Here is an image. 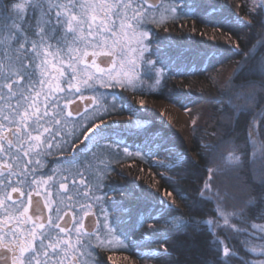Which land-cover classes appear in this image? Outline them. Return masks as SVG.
I'll return each instance as SVG.
<instances>
[{"label": "snow or ice", "instance_id": "obj_1", "mask_svg": "<svg viewBox=\"0 0 264 264\" xmlns=\"http://www.w3.org/2000/svg\"><path fill=\"white\" fill-rule=\"evenodd\" d=\"M239 7L248 38L233 42L241 59L211 139L190 158L166 136L147 138L136 155L172 174L156 173L169 190L118 198L109 192L122 125L107 117L132 110L124 93L173 71L149 58V26L178 18L179 6L0 0V264H101L114 246L151 264H264V0ZM192 169L196 182L177 190L174 178Z\"/></svg>", "mask_w": 264, "mask_h": 264}, {"label": "trees", "instance_id": "obj_2", "mask_svg": "<svg viewBox=\"0 0 264 264\" xmlns=\"http://www.w3.org/2000/svg\"><path fill=\"white\" fill-rule=\"evenodd\" d=\"M180 3L184 0H179ZM205 1V2H203ZM6 2V0H5ZM206 6V3H208ZM244 4V0H197V4H192L191 1L180 4V15L178 18L167 21L165 24H161L159 27L156 25H150L151 36L150 50L148 56L150 59L158 62V67L169 68L173 67V71L170 72L165 79H162L161 84L158 87H154L151 90L145 89L144 93H124V102L130 107L140 110L138 101L142 98L149 99H166L173 98L175 96L187 95V90L191 93H200L205 100L209 101L208 110L209 113L203 117L198 126L195 127L192 138H190L189 148L184 145L182 140L176 136L170 138L175 142L177 146H182L184 149H188L197 158L196 154L201 150V146L208 142L211 137L206 134L211 133L213 124L215 122L216 108L219 106L218 98L224 91L225 86L219 90H207L202 83H208L209 74L216 66L228 61L231 56L240 60L241 57L234 55L229 50L230 44L238 42L244 47V40L248 38L249 29L242 23L236 21V16H247L246 10H243L239 5ZM209 5V6H208ZM166 35L171 36L173 41L175 40H188L187 46L183 44L168 45L164 40ZM229 42H227V41ZM193 43H191V42ZM255 43V39L252 41ZM188 43L190 45H188ZM193 45L196 48H193ZM189 46V47H188ZM205 46V47H204ZM250 47V45H248ZM207 49H220V53L215 58L209 59L212 66L203 65L201 70L197 68L200 66L201 58L194 59V54L199 48ZM178 49V50H177ZM200 50V49H199ZM174 51V52H173ZM210 52V51H209ZM193 57L189 56V54ZM199 53V52H198ZM236 66V62L234 61ZM234 66V68H235ZM213 67V68H212ZM179 68L181 74H177L175 69ZM211 68V70H210ZM188 84V87L186 86ZM201 85V87L198 86ZM115 91H119L118 89ZM183 95V96H184ZM132 109V108H131ZM133 109L131 111L125 110L119 114L113 116H128L136 115L137 111ZM141 111V110H140ZM140 115V114H139ZM163 136L164 133H162ZM147 138H152L148 136ZM158 139V137H157ZM146 139L133 140L127 144V146L134 152L140 151L141 144L145 143ZM165 155L161 153L157 156H152L151 161L163 160ZM112 167L115 171L111 174V191L109 195H117L120 192H127L131 190L139 191L140 188H146L147 190H154L163 193L169 190V182L161 179L156 173H162L165 176L172 175L168 171L162 168H156L150 160L145 157L141 159L139 156L133 158L114 161ZM197 180V172L195 169L190 170L187 173V179L179 180L174 178V186L177 190L187 189L190 184H194ZM119 198V196H118ZM127 204L128 201H125ZM146 203L138 205L134 210H143L146 207ZM157 245H152L156 247ZM131 256L135 257L139 264H151L148 261H141L139 257L134 254V251H129ZM101 264H111L106 253L103 251L100 253Z\"/></svg>", "mask_w": 264, "mask_h": 264}, {"label": "rangeland", "instance_id": "obj_3", "mask_svg": "<svg viewBox=\"0 0 264 264\" xmlns=\"http://www.w3.org/2000/svg\"><path fill=\"white\" fill-rule=\"evenodd\" d=\"M191 1L192 4H197V0H189ZM200 1V0H199ZM175 2L178 3V0H175ZM186 2L184 0L182 3ZM202 2V0H201ZM205 2V1H203ZM245 3V0H244ZM208 3H206L207 6ZM209 6V5H208ZM179 17V16H178ZM174 18L168 17L167 21L173 20ZM176 19V18H175ZM243 20L247 19V16L242 17ZM166 21V22H167ZM165 24V23H163ZM187 40H175L173 41V38L171 36L166 35V38L164 40L165 44L168 45H181L183 44L184 46H187ZM227 41V40H226ZM191 42V41H189ZM229 42V41H227ZM193 43V42H191ZM230 43V42H229ZM188 45H190L188 43ZM229 50L234 52L233 45L230 44L228 45ZM189 47V46H188ZM205 47V46H204ZM199 48L198 51L194 54V59L201 58L204 59V61H201L200 66L197 68L198 70H201L203 65H209L212 66L209 62V58L206 56L207 52H212L214 53V57L217 56L220 53V49H207V48ZM193 48L195 49L196 46L193 45ZM178 50V49H177ZM174 52V51H173ZM199 52V53H198ZM189 56L193 57L192 55L189 54ZM233 56L230 57V59L226 62H224L221 65H218L213 69L209 74V78L207 79L208 83H202V86H204L207 90H219L223 86H225V83L228 79V77L231 75L233 69H234V61L235 60ZM212 60V58H211ZM203 64V65H202ZM213 68V67H212ZM211 70V68H210ZM188 87V84H186ZM198 86V85H197ZM198 87H201L198 86ZM187 95H182V96H175L173 98H166V99H149V98H142L140 100L144 101V107L141 108L140 110H136L135 108L131 107L134 111H137L136 115H126V116H111L107 117V119H117L120 117L125 118V122L132 121V126L127 128L126 132H122V139L123 143L120 145V152L119 155L114 157V161H120V160H126L133 158L136 156L137 152L132 151L127 144L130 143L133 140H140L142 138L147 139L148 136L159 138L164 135L170 140L172 136H176L182 140L184 145H187L189 148V140L192 138L194 132L196 131L195 128H193V121L196 122V126H198L199 121L205 116L208 115L209 110H208V100H205L203 95L200 93H191L190 91H186ZM159 102V105L157 108H153L151 105L154 104L155 102ZM176 101H180V103L183 105L182 107L179 106ZM185 109H188L186 111ZM194 111V115L188 119L187 117L183 116L184 114L182 113H189ZM140 114V115H139ZM139 125V126H137ZM195 126V127H196ZM135 130V132H131V130ZM128 134L130 135L129 137ZM127 147L129 150L130 154H126L123 152V149ZM187 153L191 157H195V155L192 154V152L188 149H186ZM166 155V153H163ZM165 157V156H164ZM163 157V159H164ZM105 162H107L106 157H102ZM55 166V165H54ZM106 253V256L111 259H109V262L111 264H139L138 260L131 256L129 254V251L113 247L112 251H104Z\"/></svg>", "mask_w": 264, "mask_h": 264}, {"label": "bare ground", "instance_id": "obj_4", "mask_svg": "<svg viewBox=\"0 0 264 264\" xmlns=\"http://www.w3.org/2000/svg\"><path fill=\"white\" fill-rule=\"evenodd\" d=\"M158 105H159V102L156 101V102H155L154 104H152L151 106H152L153 108H157ZM189 113H191V115H190ZM189 113H182V114H184L183 116H185V117H187L188 119H190V118L194 115L195 112L192 111V112H189ZM114 120H117V121L121 122L122 127H121L120 130H121L122 132H126L127 129L124 128L125 118H124V117H120V118H117V119H114ZM131 132H135V130L133 129V130H131ZM129 136H130V135L128 134L127 137H129Z\"/></svg>", "mask_w": 264, "mask_h": 264}]
</instances>
